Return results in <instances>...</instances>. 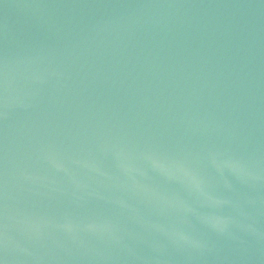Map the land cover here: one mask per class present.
<instances>
[{
	"label": "water",
	"instance_id": "water-1",
	"mask_svg": "<svg viewBox=\"0 0 264 264\" xmlns=\"http://www.w3.org/2000/svg\"><path fill=\"white\" fill-rule=\"evenodd\" d=\"M0 264H264V0H0Z\"/></svg>",
	"mask_w": 264,
	"mask_h": 264
}]
</instances>
